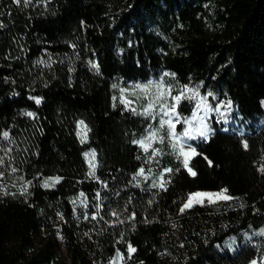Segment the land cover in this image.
Wrapping results in <instances>:
<instances>
[{
    "label": "trees",
    "instance_id": "1",
    "mask_svg": "<svg viewBox=\"0 0 264 264\" xmlns=\"http://www.w3.org/2000/svg\"><path fill=\"white\" fill-rule=\"evenodd\" d=\"M0 25V264H249L264 253L253 235L264 227V0H0ZM156 81L174 111L140 94ZM221 102L206 110V138L183 136L198 104ZM169 117L174 136L160 128ZM153 131L147 151L135 143ZM141 169L164 187L132 186ZM48 176L60 181L44 188ZM196 190L232 199L181 212Z\"/></svg>",
    "mask_w": 264,
    "mask_h": 264
},
{
    "label": "snow or ice",
    "instance_id": "2",
    "mask_svg": "<svg viewBox=\"0 0 264 264\" xmlns=\"http://www.w3.org/2000/svg\"><path fill=\"white\" fill-rule=\"evenodd\" d=\"M14 2L17 3V4H19V3L21 2V0H14ZM27 2H28V0H25V3H27ZM2 26H3V25H0V27H2ZM193 91H195V90H193ZM195 95L199 97V96H200V93H199V92H195ZM211 95H212V93H208V96H211ZM185 98H186V99H191L192 97H185ZM157 99H158L159 101L162 102V105H163V106H162V108H161V111H163L164 108H169V106H168L167 104H163V99H164V98H163V95H162V94H161V95H158ZM174 99H175L176 101H179V100L181 99V96L178 95V96H176ZM200 99H201V101H204V100H206V97H200ZM36 102L39 103L40 100H39V99H36ZM228 104L230 105L231 102L229 101ZM221 106H223V102H221V104L218 105L216 109H213V108L211 107V105H209V104H205V105H204L205 109L208 110V111H218L219 108H220ZM151 107H152V106L149 105V108H151ZM197 107H200V104H198ZM174 109H175V105H172V106L169 108V111H174ZM145 112H146V114L151 115V112H149L148 109H146ZM27 115L31 116V115H33V114H32V113H27ZM164 115H165V116H168V112L165 111V112H164ZM80 123H81V125H83V121H81ZM165 125H167V126L169 127V130H170V131H169V135H170V136H174L175 133L171 131V129L174 128V124H173V121H172V119H171L170 117H169L168 119H166V120H165V119H162V120L160 121V128H161V129H163V128L165 127ZM85 127H86V126H85ZM197 131H198V133H199V136L206 138L207 133H206L205 130H203V127H202L201 129H198ZM2 136H3V138H4L5 140H8L9 143H12V140H11V138H10L9 132H6V131L3 132V133H2ZM158 136H159L158 131H153V132H151V133L149 134V136L146 137L144 140H139V141H136L135 143L139 144L141 147H145V150L147 151L148 149H147L146 145L150 144V143L152 142V140L155 139V138H157ZM183 136H184V137H187V138H189V139L193 138V137L191 136V131H190V129H185V131H184V133H183ZM159 139L161 140V142H163V139H164V138H163V137H159ZM244 147L247 148V144H246V143L244 144ZM7 151L10 152L11 149L9 148V149H7ZM154 151H155V150H154ZM179 151H180L181 156L187 157V156H189L191 153H194V152H195V149H194V148H189L188 151H185L184 146L181 145ZM86 155H89V154H86ZM90 155H92L93 158H94L95 153L93 152V153H91ZM3 163H4V161H3V157H0V165H3ZM184 164H185V167L187 168V167H188V161H187V159L184 160ZM260 170H261V171H264V167H262ZM11 171H12V172H16L17 169H16V168H12ZM164 171H165V172H170L171 169H165ZM188 171L191 172L192 175H195V172H192V170H191L190 168H188ZM143 173H144V170L141 169L140 172L138 173V175H143ZM3 176H4V173H3L2 171H0V178H3ZM58 180H59V178H56V181H57V182H58ZM45 186H46V187L48 186V181H45ZM153 186L155 187L156 185H153ZM159 186H160L161 188L164 187L163 183H161ZM223 192H227V189H224ZM214 196H215V197H220L221 199H224V200L232 199V197H230V196H226V195H223V193H194V194H191V195L189 196L188 201H187L186 203H184V205H183V207L180 209V211L183 212L185 209L190 208V207L193 205V202H194V201H195V203H201V202H202V199H201V198H204V197H207V198L209 199V201H211V200H212V197H214ZM112 215H113V216H116V215H118V214H117L116 212H113ZM128 251H129V253L131 254V253H134V252L136 251V249L133 248L131 245H129V246H128ZM117 257H118V258H121V257H122V254L118 253V254H117ZM128 258L131 259V255H129ZM113 264H115V261H113ZM252 264H257V262H256V261H253Z\"/></svg>",
    "mask_w": 264,
    "mask_h": 264
},
{
    "label": "rangeland",
    "instance_id": "3",
    "mask_svg": "<svg viewBox=\"0 0 264 264\" xmlns=\"http://www.w3.org/2000/svg\"><path fill=\"white\" fill-rule=\"evenodd\" d=\"M139 89L141 92L140 94L149 95L151 98H157L158 95H161L163 93L162 87L158 81L142 84L139 87ZM200 108H201L200 110L196 111L191 117H189L187 119V129H190V131L195 130V129H199L202 125L205 124V119H206L208 113L206 112V109L204 106H200ZM185 148L187 150H189L190 147L188 145H186ZM87 159L90 162L92 160L90 155H87ZM56 178H59V180H58V182H59L60 177H58V176L43 177L40 179V185L44 188L54 187L58 183L56 181ZM45 181H48L47 187L45 186ZM129 183L132 186H138V187H154L153 185L159 186L161 184V178L158 176H154V175H147V174L138 175V173H136V174H132L130 176ZM194 193H221V192L210 191V190H196L194 192H190L185 197L183 203L180 206V209L183 207L184 203H186L188 201L189 196L191 194H194ZM223 195H225V194H223ZM201 199H202V202L209 201V199L207 197H204ZM219 199H221V198L214 196V197H212L211 201H216ZM76 201H75V203H76ZM79 201H80L79 203H81V200H79ZM193 204H196L195 201L193 202ZM253 235L256 238L264 241V227L256 230L253 233ZM253 261H256L257 264H264V253L259 258L252 260L249 264H252ZM53 264H56V263H53Z\"/></svg>",
    "mask_w": 264,
    "mask_h": 264
}]
</instances>
